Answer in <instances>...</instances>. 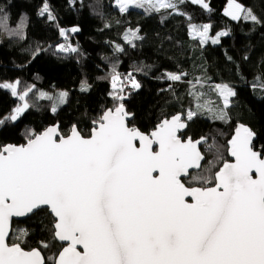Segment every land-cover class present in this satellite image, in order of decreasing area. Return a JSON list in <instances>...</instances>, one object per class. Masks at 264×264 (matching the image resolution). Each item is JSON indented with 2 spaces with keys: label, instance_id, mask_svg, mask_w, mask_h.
Returning a JSON list of instances; mask_svg holds the SVG:
<instances>
[{
  "label": "snow or ice",
  "instance_id": "1",
  "mask_svg": "<svg viewBox=\"0 0 264 264\" xmlns=\"http://www.w3.org/2000/svg\"><path fill=\"white\" fill-rule=\"evenodd\" d=\"M183 2L117 0L122 11L128 4L176 10ZM191 2L211 11L206 0ZM229 7L225 14L233 20L262 23L237 0H230ZM49 18L54 19L50 12ZM6 28L5 15L0 29ZM210 28L198 31L202 44L209 39L219 43L229 34L210 37ZM61 34L66 35L63 29ZM113 72L115 84L119 73ZM182 75L168 74L172 80ZM129 82L140 86L131 76ZM19 83L0 88L15 96ZM217 87L223 89L226 104L227 97L235 96L227 85ZM29 91L19 96L25 102L7 121L15 122L30 107L25 99ZM66 96L61 93L60 102ZM194 115L190 110L188 119ZM131 116L119 103L94 121L88 138L75 126L64 135L57 124L30 132L26 144L0 145V264H46L39 248L25 250L20 243L7 242L13 217L31 218L39 212L53 218L54 238L68 242L48 258L52 264H264V153L252 145L256 134L240 125L229 142L235 162L224 163L215 173V186L186 187L182 178L204 159L197 148L201 141L180 138L178 132L187 125L179 115L162 120L149 134L129 127ZM4 124L0 119V127ZM27 235V229L20 230L18 239ZM41 245L49 247L44 241Z\"/></svg>",
  "mask_w": 264,
  "mask_h": 264
},
{
  "label": "trees",
  "instance_id": "2",
  "mask_svg": "<svg viewBox=\"0 0 264 264\" xmlns=\"http://www.w3.org/2000/svg\"><path fill=\"white\" fill-rule=\"evenodd\" d=\"M207 1L211 11L186 0L176 10L150 11L145 4L121 12L116 0H83L82 4L77 0H0V17L7 16V28L0 29V84L19 81L18 95L31 89L30 107L17 122H10L6 118L21 100L10 89L0 88V119H5L0 145L26 144L30 132L40 133L57 124L64 135L75 126L88 138L94 121L122 103L134 116L131 126L146 134L164 119L187 115L190 110L196 113L188 121L187 136L206 138L209 144L202 150L203 169L192 174L188 186L215 183V173L228 160L227 145L238 124L252 129L257 136L254 149L264 153V0H237L252 10L260 24L227 17L224 8L229 0ZM194 25H211L210 37L229 34L219 44H202L191 36ZM73 28L78 33L69 31ZM62 29L68 30L66 41ZM114 69L123 79L122 92L112 89ZM168 74L183 75L172 80ZM129 76L140 85L138 90L127 81ZM222 85L235 90L228 106L217 87ZM57 92H67L68 99L52 112V100L40 96ZM23 229L28 235L18 239ZM53 233V218L39 212L13 223L10 243L39 248L46 264H52L48 258L63 248ZM41 241L49 247L43 248Z\"/></svg>",
  "mask_w": 264,
  "mask_h": 264
},
{
  "label": "rangeland",
  "instance_id": "3",
  "mask_svg": "<svg viewBox=\"0 0 264 264\" xmlns=\"http://www.w3.org/2000/svg\"><path fill=\"white\" fill-rule=\"evenodd\" d=\"M184 1H186V0H184ZM188 1H191V0H188ZM155 2H156V0H153V4H155ZM206 2L208 3V1L206 0ZM229 4H230V0L228 1V3L225 5V8H224V13L226 12V10H231L230 9V7H229ZM116 7L121 11V12H126V11H128L130 8H132L135 4H128V5H125V10H121V6H120V4H118L117 3V0H116ZM198 5H200V4H198ZM202 6V5H201ZM226 15V14H225ZM227 17H229L230 19H232L231 18V16H229V15H226ZM242 20V19H241ZM235 21H237V20H235ZM195 26V30L193 29V27H191V29H190V32H191V36L193 37V38H197V39H200V37H199V35H198V31L199 30H202V27H198V26H196V25H194ZM75 29H77V28H75ZM65 31V33H66V35H62V39H63V41H66L67 40V34H68V30H64ZM69 31H71V30H69ZM71 33H78V31H75V32H73V31H71ZM208 36H209V32H208ZM222 37H224V36H222ZM222 37H220V39L222 38ZM219 42H220V40H219ZM207 43H211V44H213L212 42H211V40L209 39L207 42H205L204 44H207ZM216 44H219V43H216ZM216 44H213V45H216ZM127 81H129V78L127 79ZM135 82H137L136 80H135ZM130 84H131V86H132V83L131 82H129ZM138 83V82H137ZM4 84H9V83H4ZM122 84H123V79L122 78H120L119 76H118V78H117V80H116V82H115V84L113 83V80H112V89L114 90V91H117V90H120V89H122L123 87H122ZM83 88H86V89H88V86H86V85H84L83 86ZM132 88L133 89H136V90H138L139 88H134L133 86H132ZM230 88V87H229ZM8 89V88H7ZM234 92H235V90L233 89V88H231ZM17 91H18V87H17ZM83 91H86V90H83ZM220 92V96L221 97H223L222 99H223V102H224V104L226 105V106H228V105H230L231 104V99H232V97L233 96H230V97H227V100H228V103L226 104L225 103V96L224 95H222L221 93L223 92V89L222 88H220V90H219ZM61 93H67V92H57L56 94H49V93H44V94H46V97L47 96H51L52 97V99H50V100H52V107H51V109L53 108V107H56V109L58 110L59 108H61L62 106H64L66 103H67V99H68V93H67V96L64 98V101L63 102H60V99H59V96H60V94ZM19 96L20 95H15V97H17V98H19ZM28 96V95H27ZM45 97V98H46ZM20 99V98H19ZM25 99H26V101H27V97H25ZM46 99H48V98H46ZM21 100V99H20ZM25 101H22L21 100V103L19 104V106L18 107H21L22 105H23V103H24ZM27 110V109H26ZM25 110V111H26ZM56 110V111H57ZM25 111L19 116V118L15 121V122H17L19 119H20V117L25 113ZM188 114V113H187ZM187 120L189 121V120H191V119H188V116H187Z\"/></svg>",
  "mask_w": 264,
  "mask_h": 264
},
{
  "label": "water",
  "instance_id": "4",
  "mask_svg": "<svg viewBox=\"0 0 264 264\" xmlns=\"http://www.w3.org/2000/svg\"><path fill=\"white\" fill-rule=\"evenodd\" d=\"M80 4H82L83 3V0H77ZM124 108L126 109V107L124 106ZM127 110V109H126ZM177 115H179L180 117H181V121L183 122V123H185L187 126L185 127V128H183V129H181L179 132H178V135L180 136V138L182 139V140H185V134L187 133V131H188V127H189V124H188V121H187V115L186 114H177ZM177 115H175V116H177ZM172 117H174V116H172ZM171 117V118H172ZM171 118H167V119H171ZM134 121V116L132 115L131 116V118L130 119H128L127 120V123H128V125H129V127H131L130 126V124L132 123ZM59 125V124H58ZM240 125H244V124H238L237 125V127H236V130H237V128L240 126ZM244 126H246V125H244ZM59 127H60V125H59ZM95 127V124L93 125V128ZM246 127H248V126H246ZM136 128V127H135ZM248 128H250V127H248ZM251 129V128H250ZM236 130L234 131V133H233V135H232V137H231V139L229 140V142L232 140V138H233V136L235 135V133H236ZM252 130V129H251ZM146 134V133H145ZM82 135V134H81ZM189 138H191V137H189ZM188 139V138H187ZM186 139V140H187ZM192 139V138H191ZM193 140V139H192ZM193 141H201V143H199L198 145H197V148H198V150L200 151V153L203 155V157H204V159L200 162L201 163V167L199 168V169H191L190 170V175L189 176H187V177H183L182 178V182L184 181V180H187V179H189L190 177H191V174H193V173H199L201 170H202V167H203V164L205 163V161H206V157H205V155H204V153H203V151H202V149L209 143V141L206 139V138H202V139H198V140H193ZM257 141V136L255 135V137L253 138V140H252V145L254 146V143ZM228 142V158H229V161L228 162H226V163H234L235 162V158L234 157H232L231 156V154H230V151H229V149H230V143ZM137 146H139V143L137 142ZM153 148H154V150H157L156 149V146L155 145H153ZM223 167V165L221 166V168ZM220 168V169H221ZM219 169V170H220ZM253 178H255V174H253ZM184 183V182H183ZM186 186V185H185ZM187 187V186H186ZM189 202H191V198H186ZM27 219H29L28 217H13L12 218V222H11V228H10V230H9V233H8V236H7V242L9 243V240H10V238H11V235H12V230H13V223L14 222H22V221H25V220H27ZM56 240V242L59 244V245H61V246H63V247H66L67 245H68V242L67 241H59L58 239H55ZM77 250L78 251H82V248H81V246H77Z\"/></svg>",
  "mask_w": 264,
  "mask_h": 264
},
{
  "label": "flooded vegetation",
  "instance_id": "5",
  "mask_svg": "<svg viewBox=\"0 0 264 264\" xmlns=\"http://www.w3.org/2000/svg\"><path fill=\"white\" fill-rule=\"evenodd\" d=\"M188 121V120H187ZM189 137H191V136H187V133L185 134V140L187 139V138H189ZM193 140H198V139H194L193 137H191ZM200 139H202V138H200ZM209 144V143H208ZM207 144V145H208ZM206 145V146H207ZM254 147V146H253ZM203 150V149H202ZM229 161V158H228V160L226 161V162H228ZM225 162V163H226ZM213 186H215V183L214 184H210V185H208L207 187H213ZM189 187H193V186H189ZM12 243H14V242H11L10 243V240H9V244H12ZM21 247H23L22 245H21ZM63 247V246H62ZM25 250H31V249H33V248H29V249H26L25 247H23ZM46 259V258H45Z\"/></svg>",
  "mask_w": 264,
  "mask_h": 264
},
{
  "label": "bare ground",
  "instance_id": "6",
  "mask_svg": "<svg viewBox=\"0 0 264 264\" xmlns=\"http://www.w3.org/2000/svg\"><path fill=\"white\" fill-rule=\"evenodd\" d=\"M78 2V1H77ZM79 3V2H78ZM132 124V123H131ZM131 124H130V126H131ZM131 127H134V126H131ZM205 155V154H204ZM206 157V156H205ZM206 162V161H205ZM205 164V163H204ZM204 164H203V166H204ZM202 169H203V167H202ZM194 174V173H193ZM191 176H192V174H191ZM191 179V177L189 178V179H187V180H184L183 182H184V184L187 186V187H189L187 184H186V182L187 181H189Z\"/></svg>",
  "mask_w": 264,
  "mask_h": 264
}]
</instances>
